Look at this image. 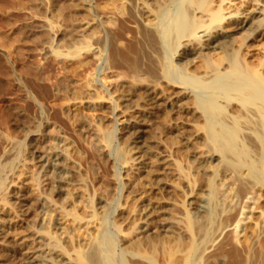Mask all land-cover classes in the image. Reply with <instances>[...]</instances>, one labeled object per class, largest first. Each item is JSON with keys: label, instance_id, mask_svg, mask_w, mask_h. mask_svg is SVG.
Instances as JSON below:
<instances>
[{"label": "rangeland", "instance_id": "374dc122", "mask_svg": "<svg viewBox=\"0 0 264 264\" xmlns=\"http://www.w3.org/2000/svg\"><path fill=\"white\" fill-rule=\"evenodd\" d=\"M84 1L0 0V114L6 116L0 136L12 140L3 154L10 153L14 144L23 145L16 166L24 174L19 180L17 169L18 177L9 175L16 188L10 200L13 208L2 217L7 229L0 227L4 229L0 264H88L87 256L107 224L116 237L117 252L144 264L157 258V264H174L172 254L179 264L191 260L194 264H257L264 216L261 210L256 212V190L251 189L247 197L237 191L243 184L253 187L249 171L234 172L220 158L201 176L210 167L203 156L198 159L209 148L207 123L202 112L194 109L193 94L177 98L181 89L165 83L162 70L161 80L153 84L144 81L147 75L137 77L126 68L107 69L109 29L98 32L97 11L105 19L117 15L123 20L130 4ZM256 4L214 0L212 8L222 6L228 16L238 9L249 13ZM256 19L264 17L255 15ZM142 21L149 25L157 20ZM126 36L118 46L130 40ZM259 39L244 51L253 55L251 62L264 59V35ZM200 65L185 77H206L202 70L197 72ZM179 74L177 78L184 75ZM154 95L157 106L150 110L145 100ZM240 109L229 114L232 123L238 116L247 123ZM139 138L144 145L134 143ZM254 154L248 164L255 160ZM201 206L207 212L198 217ZM13 214L20 221L16 217L14 222ZM256 216H261L258 228Z\"/></svg>", "mask_w": 264, "mask_h": 264}, {"label": "bare ground", "instance_id": "6f19581e", "mask_svg": "<svg viewBox=\"0 0 264 264\" xmlns=\"http://www.w3.org/2000/svg\"><path fill=\"white\" fill-rule=\"evenodd\" d=\"M85 1L90 2L91 0ZM95 1L96 3H98V5L103 2V0ZM124 1L128 2L130 6H125L126 12H124L126 14L124 12L123 13L126 15V17L123 16V20L117 18V15L115 17L113 16L109 19H105L101 15V10L99 9L97 11L99 16L95 24L96 29L100 34L103 32L104 27L109 29L110 47H108L110 59H106L108 60L107 69L114 70V68L116 67H120L122 69L126 68V70H128L129 72H127L128 74L131 73L136 76L140 74L147 75L146 80H143L149 83L151 82L153 84L158 83V81L162 79L165 81V83L169 84L171 88L181 89V92L177 94V98L179 99L193 94V98H195V101H193L196 105V108H193L198 110L199 112H202V117L205 118V122L207 123V126L205 124L206 130L204 129V131L205 134H207L208 140L206 141L209 144V146H206L209 147L207 151L205 150L206 152L198 157V159L200 158L201 160L204 157L203 159L206 160V165H210V167H208L207 169L205 167V170L201 171L202 175L199 172L200 175L204 177L213 166L212 163H214L215 161H219L220 158L221 161H224V163L226 162L227 166L229 165V169L233 170L234 172H238L242 169L244 170V168H247L246 170L249 171L247 177H250L252 179L251 185H253V187L250 186L251 188H248L243 184L238 187V190H236L242 197L246 196L248 193H250V191L256 190V212L259 209L261 210V215L264 216V205L262 203L264 201V59H256L255 61L251 62L249 61V59L252 58L253 55H249L250 53L244 54L245 50L248 51V49L251 48V46H249L250 42H258L260 40L259 38L264 35V19L255 20V15H261V17H264V0H253L257 4L255 5V9H253L249 13L240 12L238 9V12L229 13L228 16L223 14V9L221 8L222 6L218 5L220 7L217 10H214L212 8V2L214 0H122V2ZM221 1L222 3L225 2V0ZM116 2H118V0H116ZM172 7L177 10V13L174 12L175 15L172 13L173 11H175L174 9L170 11V8L172 9ZM197 13L202 17L196 18L195 15ZM120 16L122 18V15ZM151 17L157 20L156 23L151 22L154 23L151 24L149 22V25L142 24V20H148ZM129 23L134 24L138 31H134V28L131 29ZM137 34L140 36L138 37ZM126 35H130L131 38L128 37L130 40L123 45L121 44V47L118 46L117 42L125 40V37H127ZM101 36L103 38V35ZM163 40L166 41L168 47L165 46L167 45L165 43L164 46L162 45ZM175 42L177 43L174 44ZM98 43L99 46H102L103 41ZM197 63H202V66L200 65V68H196L197 72H200L202 70L201 72L205 73L206 77L199 78V76L194 75L191 77L188 76V78L185 77V75L189 74L188 70H190L192 67H196ZM169 69H173L174 73H171ZM104 70L102 69V71ZM161 70L163 71V73L161 72ZM160 72L162 73L161 79ZM179 72V75H184H182L180 78H177L176 75ZM186 78L188 80V83L186 82ZM207 78L208 80L211 78L213 80L211 79V82L208 83ZM102 79L103 82L104 80L106 81L105 77H102ZM153 92L154 91H151L150 94H153ZM99 93L100 92H98V94ZM81 100L86 104H89L90 102L88 101L89 99L87 100L82 98ZM145 101L148 102V108L152 110L155 108L157 98L155 96L154 98ZM236 107H241L242 112L247 114H245V116L247 117H244L245 119L248 118L246 120L247 123L241 122L243 117H239L238 115V117H236V121L234 120V123H232L231 120L234 118H232V116H229V114L231 115L232 112L234 113ZM185 111L187 112L189 111V109L187 108ZM1 112L2 111H0V113ZM40 114L41 116H44V112ZM241 114L242 113L240 112L239 115ZM5 117L6 116L0 114V129H3L6 125ZM1 136L3 135L1 134ZM1 136L0 227H3L5 229L6 226H2L4 225L2 217L8 214V210L10 209V207L13 208L11 206L13 204L10 202V200L14 198L13 189L16 188L14 180L10 178L9 175L12 173L15 174L14 172L17 169L16 163L23 152V145L14 144L12 150H10V153L3 154L5 145H7L8 142H10L11 144L12 140L10 138L11 136H6L8 140H5ZM111 136L112 135H110V137L108 136L110 142L113 140V136ZM134 143L144 145V142L140 141V138L136 139ZM251 150H253L255 154L252 153L253 151ZM252 154H254L256 158L252 163L249 162L248 164V159H250ZM217 165L215 164V166ZM243 165L247 167H244ZM215 166L214 169L216 168ZM20 169L19 171L17 169L16 173L17 175L19 173V177L15 174L18 177V180L24 176V174L22 173L23 170ZM229 169H226V171H228ZM17 177L15 180H17ZM216 177L218 176L216 175ZM9 180L10 182L8 183ZM242 181L244 182V180ZM198 184L199 183H197V185ZM190 204L193 203L189 202L188 205ZM246 206H248V204ZM203 208L205 207L201 206L198 209V217H200L199 215H204V213L207 212L206 209ZM14 217L16 218L17 215H15ZM259 217L261 219V216ZM259 217L256 216L257 228L258 226H260ZM17 218L19 219L20 217L18 216ZM17 218L16 221L14 220V222L16 223ZM230 220L233 221L234 218L232 217ZM4 222H8V219L7 221L4 220ZM227 222L229 223V221ZM223 223L224 222H222V224ZM4 229H0V236L4 233ZM111 229V225L108 224L107 227L102 229L104 230V232L101 233L102 235L97 240L98 244L95 243L97 246H94L95 248L93 247V252H91L92 250L90 251L91 255L89 254L90 256H87L88 258L86 260H88L89 262L87 263L144 264L140 261H136L133 259L130 260V258H126L124 254H119L117 252L116 249L118 243ZM195 236L198 235L196 234ZM170 256L173 259H171ZM170 256V261L173 260L174 264L180 263V260L177 256L175 257L173 254ZM257 256L259 258V261L256 260L259 262H257V264H264V238L261 241L260 254H257ZM197 260L198 258L196 259V262ZM157 263L158 258L157 261L152 260L150 264ZM187 264H194V261L191 260Z\"/></svg>", "mask_w": 264, "mask_h": 264}]
</instances>
